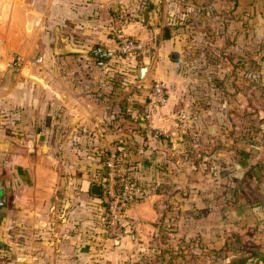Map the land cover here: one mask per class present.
<instances>
[{
  "label": "crops",
  "instance_id": "crops-1",
  "mask_svg": "<svg viewBox=\"0 0 264 264\" xmlns=\"http://www.w3.org/2000/svg\"><path fill=\"white\" fill-rule=\"evenodd\" d=\"M222 1L213 57L227 60L231 48L230 60L254 61L264 94V0ZM176 7L172 0H0V264H264V106L249 133L232 135L221 129L224 82L204 86L201 105L179 87L185 61ZM122 35L145 41L149 53L121 55ZM95 46L112 55H92ZM142 64L149 69L139 80ZM155 79L167 83L168 100L155 108L153 126L172 127L170 150L145 117ZM190 106L201 116L178 118ZM184 125L206 130L202 152H182ZM109 152H127L136 174L160 181L156 194L125 211L117 236L92 193ZM165 224L174 226L170 237Z\"/></svg>",
  "mask_w": 264,
  "mask_h": 264
},
{
  "label": "rangeland",
  "instance_id": "rangeland-1",
  "mask_svg": "<svg viewBox=\"0 0 264 264\" xmlns=\"http://www.w3.org/2000/svg\"><path fill=\"white\" fill-rule=\"evenodd\" d=\"M171 3V0H170ZM173 6H177L178 14V35L181 38V46H179L178 54L184 55V64L182 66L180 80H177L179 87L186 88L189 91V95L193 94L198 105H201L204 96V86L209 83L218 84L221 80L226 84L228 103L224 112L226 118V124L221 126L227 128V132L235 135L242 132L243 137L245 134L252 130L254 121L259 118L264 106V94L261 92L258 86V74H256V68H254V61H249L246 56H243L244 60L235 61L230 60L229 55L234 54V50L228 48V59L217 62L214 54L219 52L218 38L220 29L219 20H222V0H172ZM171 6V4H169ZM191 9H187V7ZM168 8H170L168 6ZM227 19H231L228 17ZM237 62V63H236ZM220 63V65H218ZM221 68V75L218 77L217 68ZM223 70V71H222ZM215 72V73H213ZM215 74V75H214ZM258 81V82H257ZM168 86V85H167ZM239 86L242 90V96L234 97V87ZM208 87V85H207ZM185 90V89H183ZM191 91V92H190ZM199 101V102H198ZM194 106V105H192ZM186 107L182 109L178 118L186 119L188 116L194 115V112L199 111V115L202 114V109ZM259 110V113H258ZM213 111V110H212ZM263 111V110H262ZM184 136L180 143H183L185 147H180L182 152H202L203 146L207 145V137L203 138V131L205 130L202 125H184ZM207 127V126H206ZM216 130L220 129L219 125H215ZM163 130H168V134L158 135V139L163 141V147L168 150L172 148V127L170 125L157 127ZM213 128V127H212ZM206 131V130H205ZM211 136V149L216 151L219 147V143L216 138V134L212 131ZM222 145V144H221ZM227 152L235 151V143L227 141L225 144ZM166 150V152H168ZM199 158V157H197ZM169 170L166 169V173ZM201 181L202 178L200 177ZM167 229V237H170V230L174 226L165 224L163 229ZM174 232V231H173ZM166 237V239H168ZM186 237H180L178 241L179 256L184 259L186 255ZM189 239V238H188ZM170 240V238H169ZM194 252L198 256L199 252L203 251L201 241L195 238L192 241ZM193 250V249H192ZM191 254V253H190Z\"/></svg>",
  "mask_w": 264,
  "mask_h": 264
},
{
  "label": "built area",
  "instance_id": "built-area-1",
  "mask_svg": "<svg viewBox=\"0 0 264 264\" xmlns=\"http://www.w3.org/2000/svg\"><path fill=\"white\" fill-rule=\"evenodd\" d=\"M118 52L121 55L137 57L149 53V49L145 41L122 35L118 41ZM15 63L18 65L17 60ZM167 100V83L155 79L150 102L145 107V117L157 135L168 134V130L153 126L155 108L165 105ZM104 168L103 172L94 175L93 181L102 188L104 224L111 235L117 236L122 231L121 219L125 211L156 194L160 181L154 180L148 183L136 174L127 152H109Z\"/></svg>",
  "mask_w": 264,
  "mask_h": 264
},
{
  "label": "water",
  "instance_id": "water-1",
  "mask_svg": "<svg viewBox=\"0 0 264 264\" xmlns=\"http://www.w3.org/2000/svg\"><path fill=\"white\" fill-rule=\"evenodd\" d=\"M167 36H169V29H166ZM92 55L97 56L99 58H109L112 54L106 50V48H103L101 46H95L94 49L91 51ZM151 56H154V50L151 51ZM176 57V56H175ZM149 69V65L142 64L140 67V70L138 72V79L143 80L146 76ZM92 193L96 196L102 195V188L99 184H94L92 186Z\"/></svg>",
  "mask_w": 264,
  "mask_h": 264
},
{
  "label": "trees",
  "instance_id": "trees-1",
  "mask_svg": "<svg viewBox=\"0 0 264 264\" xmlns=\"http://www.w3.org/2000/svg\"><path fill=\"white\" fill-rule=\"evenodd\" d=\"M172 257H173V256H172ZM172 257H170V259H171Z\"/></svg>",
  "mask_w": 264,
  "mask_h": 264
}]
</instances>
